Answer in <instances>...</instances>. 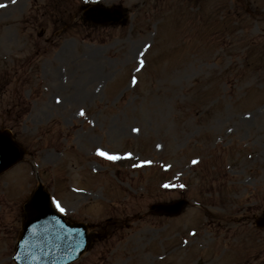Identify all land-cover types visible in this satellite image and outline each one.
Returning <instances> with one entry per match:
<instances>
[{
    "label": "rangeland",
    "instance_id": "obj_1",
    "mask_svg": "<svg viewBox=\"0 0 264 264\" xmlns=\"http://www.w3.org/2000/svg\"><path fill=\"white\" fill-rule=\"evenodd\" d=\"M93 1L127 21L83 23ZM0 5V128L27 150L0 177V264L38 177L104 235L73 264H264V0Z\"/></svg>",
    "mask_w": 264,
    "mask_h": 264
},
{
    "label": "water",
    "instance_id": "obj_2",
    "mask_svg": "<svg viewBox=\"0 0 264 264\" xmlns=\"http://www.w3.org/2000/svg\"><path fill=\"white\" fill-rule=\"evenodd\" d=\"M24 152L9 131H0V174L18 162ZM186 204L187 201L180 200L158 203L152 208L155 212L172 215L179 214ZM24 209L23 231L14 256L18 264H67L88 249L95 238L88 234L87 225L66 222L51 205L50 194L42 185L34 191Z\"/></svg>",
    "mask_w": 264,
    "mask_h": 264
},
{
    "label": "snow or ice",
    "instance_id": "obj_3",
    "mask_svg": "<svg viewBox=\"0 0 264 264\" xmlns=\"http://www.w3.org/2000/svg\"><path fill=\"white\" fill-rule=\"evenodd\" d=\"M0 7H6V5H0ZM148 47H151V45H149ZM140 63H141V65H143V63H144L143 60H141ZM134 82H135V81H134ZM59 102H60V101L57 100V103H59ZM80 114H81V115H84V112L81 111ZM134 131L139 132V129H134ZM98 154L101 155V156L106 157V158L109 159V160H113V161H114V160H117V159H120L119 156L109 155L108 153H106V152H104V151H99ZM193 163H197V161H193ZM165 187H168V186L165 185ZM180 187H183V185H180ZM53 203H54L56 209H57L59 212L63 213V212L66 211V209H65L64 207L61 206V204H60V202H59L58 200H55V199H54V200H53Z\"/></svg>",
    "mask_w": 264,
    "mask_h": 264
}]
</instances>
